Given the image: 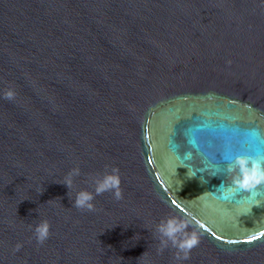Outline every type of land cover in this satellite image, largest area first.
Masks as SVG:
<instances>
[{
    "label": "water",
    "instance_id": "1",
    "mask_svg": "<svg viewBox=\"0 0 264 264\" xmlns=\"http://www.w3.org/2000/svg\"><path fill=\"white\" fill-rule=\"evenodd\" d=\"M238 154L264 156V0H0V264H264Z\"/></svg>",
    "mask_w": 264,
    "mask_h": 264
},
{
    "label": "clouds",
    "instance_id": "2",
    "mask_svg": "<svg viewBox=\"0 0 264 264\" xmlns=\"http://www.w3.org/2000/svg\"><path fill=\"white\" fill-rule=\"evenodd\" d=\"M3 98L12 100L14 92L8 90L4 92ZM180 166V165H178ZM228 171L234 173L233 184L241 189L252 190L258 185L264 184V156H253L248 154H238L231 159L228 165ZM79 168H75L66 178V183L71 186L72 175H78ZM193 173L192 176H194ZM120 177L118 169H113L111 173L95 181V194L99 195L105 191L112 190L116 199L121 198ZM94 195L92 192L82 189L75 194L74 204L77 208L92 210ZM50 225L47 220L36 224L34 228L35 238L38 243H43L49 236ZM187 224L178 221L176 218H168L157 226L160 234V250L167 247L169 242L172 247L177 249L176 260L183 261L188 259L190 250L198 243V237L195 233L186 232ZM20 245H17V250Z\"/></svg>",
    "mask_w": 264,
    "mask_h": 264
},
{
    "label": "snow or ice",
    "instance_id": "3",
    "mask_svg": "<svg viewBox=\"0 0 264 264\" xmlns=\"http://www.w3.org/2000/svg\"><path fill=\"white\" fill-rule=\"evenodd\" d=\"M254 239V238H253Z\"/></svg>",
    "mask_w": 264,
    "mask_h": 264
}]
</instances>
